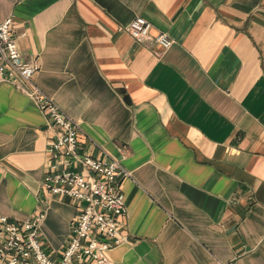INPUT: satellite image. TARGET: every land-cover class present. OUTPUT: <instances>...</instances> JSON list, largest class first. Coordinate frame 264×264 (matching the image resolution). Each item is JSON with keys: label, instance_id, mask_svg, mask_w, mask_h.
I'll list each match as a JSON object with an SVG mask.
<instances>
[{"label": "crops", "instance_id": "0c3cea01", "mask_svg": "<svg viewBox=\"0 0 264 264\" xmlns=\"http://www.w3.org/2000/svg\"><path fill=\"white\" fill-rule=\"evenodd\" d=\"M6 18L81 149L130 173L112 264H264V0H0ZM135 18L151 24L143 44ZM45 123L0 83V216L43 213L38 241L56 261L79 205L41 189Z\"/></svg>", "mask_w": 264, "mask_h": 264}, {"label": "built area", "instance_id": "2783aa9c", "mask_svg": "<svg viewBox=\"0 0 264 264\" xmlns=\"http://www.w3.org/2000/svg\"><path fill=\"white\" fill-rule=\"evenodd\" d=\"M151 24L141 18L132 20L129 36L138 44L150 39ZM152 41L164 50L172 45L165 33ZM39 70L36 61H22L13 36V23H0V83L12 85L29 98L42 113L46 127L53 132L47 154L51 164L41 181V189L52 196H65L79 205L71 227L70 240L58 260H52L38 241L43 213L22 221L0 216V264H112L108 252L127 242L119 228L126 214L118 184L130 177L120 162L101 152L93 157L83 151L78 141L82 133L75 122L34 84Z\"/></svg>", "mask_w": 264, "mask_h": 264}]
</instances>
